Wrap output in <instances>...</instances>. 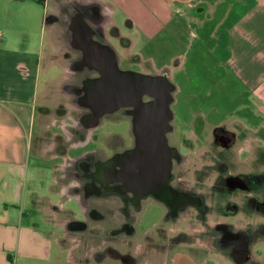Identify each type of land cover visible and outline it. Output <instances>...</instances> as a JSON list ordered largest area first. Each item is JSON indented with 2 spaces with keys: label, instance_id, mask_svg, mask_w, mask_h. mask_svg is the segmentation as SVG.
Here are the masks:
<instances>
[{
  "label": "crops",
  "instance_id": "obj_1",
  "mask_svg": "<svg viewBox=\"0 0 264 264\" xmlns=\"http://www.w3.org/2000/svg\"><path fill=\"white\" fill-rule=\"evenodd\" d=\"M75 24L90 28L93 40L101 34L116 55L140 56L148 64L144 72L167 74L170 81L186 70V54H221L217 68L240 84L264 117V0H0V264H13L9 253L20 257L21 249L40 261L49 259L53 247L62 250L60 227L73 212L68 204L80 200L69 193L79 187L78 177L66 173L78 172L94 152L87 149L94 129L87 128L85 141H71L86 130L80 124L85 110L60 100L77 83L66 82L61 67L57 81L50 75L54 54H83L75 45ZM43 61L49 65L44 69ZM216 81L218 88L225 80ZM47 120L57 133H48ZM27 185L46 186L47 194L29 190L25 201ZM26 203L37 208L39 223L25 211ZM184 260L176 264H190Z\"/></svg>",
  "mask_w": 264,
  "mask_h": 264
},
{
  "label": "flooded vegetation",
  "instance_id": "obj_2",
  "mask_svg": "<svg viewBox=\"0 0 264 264\" xmlns=\"http://www.w3.org/2000/svg\"><path fill=\"white\" fill-rule=\"evenodd\" d=\"M77 25L74 26L75 32ZM76 38L75 45L79 46L82 40L79 35ZM94 39L108 45L101 34L97 33ZM79 57L72 65L73 77L78 83L75 87L70 86L69 90L74 95V104L85 110L80 124L86 130L74 133L71 141L77 138L85 141L87 128H93L87 143L94 152L80 162L78 172L66 173L67 176L78 177L79 187L70 188L69 193L79 194L80 200L76 204L78 215L73 211L69 212L70 218L67 220L60 218L65 222L60 227L59 238L61 247L70 243L72 238L76 239L71 244L78 242V247L74 248L79 253L77 264H103L111 258L122 264H137V259L130 254L117 253L114 242L122 235L130 240L140 233L144 235V251L147 253L154 250L165 254L180 241H187L186 234L177 231V226H174V236L164 242L166 232L162 225L170 222L175 225L182 211L192 207L203 211L204 197L197 194L195 183L202 182L206 174L215 173L213 187L218 188L216 196L234 197L237 192L250 190L249 176L236 168V164L253 151L252 147L246 149L239 145L246 137V129H249L241 119L216 123L207 122L202 111L199 115L196 112L192 115L193 119L187 121V131L210 134L215 146L207 147L200 153L211 161L208 164L211 168L207 170L204 166L190 171L193 181H188L187 166L190 163L185 161L197 148L182 145L183 133L178 130L173 113L167 124L163 122L166 119L164 116L144 114V105L153 99L143 95L137 101V106L121 107L112 113L96 115L87 106L86 91L89 83L100 78L101 72L92 67L91 60L83 54ZM116 60L118 63L117 55ZM130 72L150 75L143 70ZM157 75L168 78L167 74ZM230 122L231 125L227 127ZM108 125L113 131H105ZM260 129V126L253 129L259 138ZM54 141L57 145L60 139L55 137ZM62 147L60 144L57 146L59 150H63ZM123 154L126 156L122 157ZM52 208L60 215L66 213L58 211L57 207ZM154 214H157L154 223L150 227L145 226L144 220L148 221V217ZM158 225L160 229L157 234L163 242L153 245L151 240ZM237 235H234L236 240L232 239L230 245L236 251H243L240 244H234L240 240ZM90 240L96 241V245ZM93 245L95 247L91 248ZM176 260L177 253H174L168 260L170 262L162 260L160 264H176ZM144 262L150 264L149 260Z\"/></svg>",
  "mask_w": 264,
  "mask_h": 264
},
{
  "label": "rangeland",
  "instance_id": "obj_3",
  "mask_svg": "<svg viewBox=\"0 0 264 264\" xmlns=\"http://www.w3.org/2000/svg\"><path fill=\"white\" fill-rule=\"evenodd\" d=\"M116 47L121 53L120 47ZM195 49L202 50L203 52L207 51V48H198L196 46ZM129 55H117L119 60L118 67L121 71H140L143 68H148L146 61L140 58V56L133 58ZM154 55L157 56V54ZM170 55L162 54V57L168 58ZM220 55L186 54V70L177 72L170 81L175 87L171 111L178 130L183 133L184 142L182 145H191L197 148L195 153L188 155V159L185 161V163L188 161L190 163L187 166L188 181H193L190 171L192 172L194 169L196 170L204 166L207 167V170L211 168L208 166L211 161L205 155H200V153L207 147L215 146L210 134L205 133L206 135H202L190 130L187 131V121L193 119L192 115L195 112L199 115V112L202 111V114L206 115L207 122L216 123L219 121L226 123L232 119H241L249 129H246V137L239 145L246 149L252 147L251 151H253L250 154H246L245 158H243L244 160L238 165L236 164V168L249 176L250 190L241 193L237 192L234 197L226 195L216 196L218 188L216 186L213 187L215 173L206 174L202 178V182L195 183L197 194L204 197L203 211L192 207L182 211L175 225L174 222L162 225L166 232L164 242H167L170 236H174V226H177V231L181 230L180 232L186 234L188 237L187 241H180V244L175 248L167 250L165 254L154 250L148 253L145 252L144 235L141 233L131 240L127 236L122 235L114 242L118 254H130L137 259V264H146L145 260H149L150 264H160L162 260L168 261L171 259L174 253H177V259L183 258L190 264H264V117L250 100H246L247 95H244V90L240 84L233 82V78L229 74L226 75L221 69L217 68L221 61L219 58H222ZM79 56L80 54H54L52 61L55 64L51 68V77L57 81L62 74L61 67L66 71V76H68L66 82L78 83L72 77V65L80 58ZM42 65L43 69L49 66L46 64V61H43ZM41 77L44 78L42 74ZM217 79H223L226 83L224 81L217 88L215 86ZM213 88H217L214 90L216 92H213ZM57 92L55 91L54 94L56 95ZM61 94V104L69 108L74 107V96L64 91ZM55 110H58L57 107L51 108L52 113ZM38 123L39 115L37 113L35 128H38ZM49 123V120H47L44 124L48 125ZM230 125L231 122L227 127ZM49 126V134L57 133L54 124L50 123ZM259 126L262 127L259 131L260 138L253 130ZM105 131H113V128L108 125L105 127ZM36 143L37 136L34 135L32 147ZM91 147L89 146L87 149ZM193 162L195 163L193 164ZM34 189L39 193L47 194L48 191L46 186L35 188L27 185L24 190L25 201L30 200V196H28L29 190L33 191ZM55 200L56 198H54ZM68 207L78 215L76 204L70 203ZM24 209L28 213H32L33 219L31 218V220L37 223L40 222L36 215L38 213L36 212V207L33 205L30 207L26 203ZM156 218L157 214L148 217V221L144 220L145 226L148 225L150 227ZM156 229L151 240V244L153 245L162 241L159 238V234H157L159 233L160 225ZM238 233L239 235H237ZM234 235H237L240 239L234 242V244H240L243 251H236L233 249V245H230L233 242L232 239L236 238ZM75 240V238H72L71 242ZM71 242L63 245L62 250L53 247L49 259L44 261L32 257L34 256L33 251L28 252L21 249L19 251L20 257H17L18 254L16 252H10L9 254L15 260L13 264H16V262L17 264L25 262L30 264H77L76 259L79 258V253L74 248L78 247V242L72 244L74 248H71ZM90 243L96 245V241L90 240ZM90 247L94 248L95 246ZM154 249H157V247ZM103 264L122 263L119 260L111 258L106 259Z\"/></svg>",
  "mask_w": 264,
  "mask_h": 264
},
{
  "label": "water",
  "instance_id": "obj_4",
  "mask_svg": "<svg viewBox=\"0 0 264 264\" xmlns=\"http://www.w3.org/2000/svg\"><path fill=\"white\" fill-rule=\"evenodd\" d=\"M80 36L79 47L92 67L101 72L86 91L87 106L96 115L108 114L127 106H137V101L146 95L153 100L144 105V114L166 117L168 123L172 116L170 105L173 101L174 85L164 75H140L130 71H121L114 50L107 44L93 40L90 28L80 24L77 28ZM97 62V64H96ZM142 105H140V108ZM125 157L126 154L121 155Z\"/></svg>",
  "mask_w": 264,
  "mask_h": 264
},
{
  "label": "trees",
  "instance_id": "obj_5",
  "mask_svg": "<svg viewBox=\"0 0 264 264\" xmlns=\"http://www.w3.org/2000/svg\"><path fill=\"white\" fill-rule=\"evenodd\" d=\"M111 34H112L113 36H117V32L114 31V30L111 32Z\"/></svg>",
  "mask_w": 264,
  "mask_h": 264
}]
</instances>
